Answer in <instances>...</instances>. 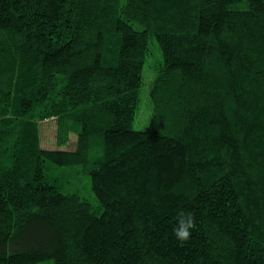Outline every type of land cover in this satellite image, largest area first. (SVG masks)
I'll return each mask as SVG.
<instances>
[{
    "label": "trees",
    "instance_id": "obj_1",
    "mask_svg": "<svg viewBox=\"0 0 264 264\" xmlns=\"http://www.w3.org/2000/svg\"><path fill=\"white\" fill-rule=\"evenodd\" d=\"M0 264H264V0H0Z\"/></svg>",
    "mask_w": 264,
    "mask_h": 264
},
{
    "label": "rangeland",
    "instance_id": "obj_2",
    "mask_svg": "<svg viewBox=\"0 0 264 264\" xmlns=\"http://www.w3.org/2000/svg\"><path fill=\"white\" fill-rule=\"evenodd\" d=\"M151 66H152V61L148 60L144 68V85L142 92V101L140 105V110L138 112V115L134 123V128L137 130L145 128V126L148 125L151 116L149 90L151 87V81L154 77V70H152L153 68ZM42 126L43 127L41 129V132H42L43 148L49 150L59 149L57 145V126L55 120L44 122L42 123ZM75 144H76V135L72 134L70 136V140L66 148L73 149L75 147ZM60 169L65 172V175L61 173H53V174L61 181L62 184H64V188L66 189V192H71V191L76 192L82 198H85L91 202L95 200L93 191L91 189L90 176L86 174V167L84 168V166H77L74 169L76 174L74 173L73 170H71L72 176H69V174L65 169L63 168Z\"/></svg>",
    "mask_w": 264,
    "mask_h": 264
},
{
    "label": "clouds",
    "instance_id": "obj_3",
    "mask_svg": "<svg viewBox=\"0 0 264 264\" xmlns=\"http://www.w3.org/2000/svg\"><path fill=\"white\" fill-rule=\"evenodd\" d=\"M188 226H189V227L191 226V220H190V219L188 220ZM178 235L181 236V237H186V236L188 235L187 227L182 228V229L178 232Z\"/></svg>",
    "mask_w": 264,
    "mask_h": 264
}]
</instances>
